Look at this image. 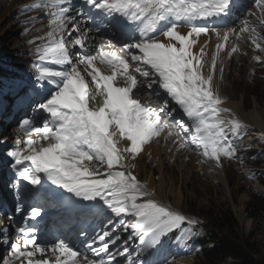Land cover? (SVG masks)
Segmentation results:
<instances>
[{
    "label": "snow or ice",
    "instance_id": "snow-or-ice-1",
    "mask_svg": "<svg viewBox=\"0 0 264 264\" xmlns=\"http://www.w3.org/2000/svg\"><path fill=\"white\" fill-rule=\"evenodd\" d=\"M74 7L72 0H35L28 9L48 20L46 35L28 43L39 62L36 81L51 87L36 106L42 125L20 121L24 139L7 152L37 203L26 211L18 194L24 225L11 238L0 229L9 249L0 264H170L165 245L190 239L198 221L158 201L135 161L161 139L177 152L195 151L200 163L222 167L237 158L247 125L226 106L220 84L225 62L248 55L245 45L264 64V0H252L239 24L232 22L238 0H82ZM83 16L91 29L82 27ZM88 31L111 38L90 43L96 37ZM137 94L158 100L159 109ZM45 182L105 218L90 238L79 233L84 250L63 238L41 242L28 223L42 218L52 193Z\"/></svg>",
    "mask_w": 264,
    "mask_h": 264
},
{
    "label": "rangeland",
    "instance_id": "rangeland-1",
    "mask_svg": "<svg viewBox=\"0 0 264 264\" xmlns=\"http://www.w3.org/2000/svg\"><path fill=\"white\" fill-rule=\"evenodd\" d=\"M18 1L0 0V70L6 71L4 76L7 78L12 77L9 74L16 73L9 68L26 71L25 63L30 61L27 54L30 33L24 31L28 25L24 26V21H20L22 19L17 16ZM23 57L27 59L23 60ZM239 58H243V61ZM8 63L10 67H5ZM3 84L8 86L4 78L0 77V91ZM220 89L221 94L228 98L227 105L240 103L249 118L256 107L264 109V64L256 63L252 69L247 56L234 55L225 64ZM243 122L249 130L246 136L255 139L250 147L258 153L242 163L222 161L223 166L217 167L220 176L212 171L214 165L200 167L195 164V160H199L196 158L197 153L186 156L178 154L173 158L161 153L160 162L155 163L144 156L143 159H137V170L134 171L141 182L151 180L150 190L155 192L158 201L194 218L201 228L216 224V219L223 213L231 212L238 223L239 237L248 240L261 259L264 257V194L258 193L256 187L264 186V140L260 139L256 128ZM5 136L1 135L0 140ZM160 187L164 190V196L158 192ZM173 193H180V202L174 201ZM188 259H192L193 264H209L203 257L196 255ZM218 264L235 263L230 258L221 257Z\"/></svg>",
    "mask_w": 264,
    "mask_h": 264
},
{
    "label": "trees",
    "instance_id": "trees-1",
    "mask_svg": "<svg viewBox=\"0 0 264 264\" xmlns=\"http://www.w3.org/2000/svg\"><path fill=\"white\" fill-rule=\"evenodd\" d=\"M237 228L238 223L229 211L216 219V224L205 226L201 257L209 264H218L221 257L230 258L235 264H264V257H257L254 246L239 237Z\"/></svg>",
    "mask_w": 264,
    "mask_h": 264
},
{
    "label": "bare ground",
    "instance_id": "bare-ground-1",
    "mask_svg": "<svg viewBox=\"0 0 264 264\" xmlns=\"http://www.w3.org/2000/svg\"><path fill=\"white\" fill-rule=\"evenodd\" d=\"M28 1H31V0H19L17 2V6H20V5H24L25 3H27ZM250 6V3H248L246 5V8H248ZM243 11H246V10H243ZM182 32H186L187 29H181ZM161 39L163 40V38L161 37ZM204 38L201 37V43L203 42ZM214 43V41H213ZM30 50V49H29ZM244 51H246L248 53V55H245L247 56V59L249 61V66L250 68H254L256 66V63L254 61L251 60V56L253 55V52H252V49L245 45L244 46ZM239 57V56H238ZM237 58V57H236ZM23 60H26L27 58L23 57L22 58ZM240 59V58H239ZM241 61H243V58L240 59ZM230 60H227L225 62V64L227 62H229ZM247 62V61H246ZM248 64V63H247ZM262 65V64H261ZM259 68V67H258ZM260 69V68H259ZM205 71H207V68L205 69ZM227 107L233 109V111L235 112L236 116L240 119V120H243L245 121L246 123L248 122L252 127L256 128L258 130V133L260 135V139H263L264 140V109H259L258 107H256V109H254V111L250 114V117L247 118V115L245 114L244 112V108L242 107V105L240 103H237V102H232V104H228L226 105ZM176 119H179L180 117L176 114L173 115ZM3 135H6V134H2ZM8 135H6L2 140L5 141L4 139L7 138ZM163 140V139H161ZM254 138L250 137V136H247V139L245 138L244 142H246L247 144H252V142H254ZM163 147V143L161 142L159 145H151L149 146L148 148H146L145 150V153L144 154H141L138 159H143V157L147 156V158L149 160H151L153 163H155L156 161L159 160V156L161 153H164L166 154L167 156H169L170 158H173L174 157V154H173V150L169 153V146L167 147H163V149L161 148ZM174 147V146H173ZM149 153H151V156H149ZM198 157V155H197ZM196 157V158H197ZM198 162L201 160L200 158H198ZM197 160V159H196ZM160 162V161H158ZM136 163V170H137V161L135 162ZM200 167L202 164H199ZM205 166V165H204ZM207 166V165H206ZM208 167V166H207ZM213 167V166H212ZM212 171H216V169L213 167L212 168ZM215 173H217L219 176H220V172L219 170H217ZM148 187L150 189H152V182L151 180L147 181L146 182ZM256 191L260 194H264V186H257L256 187ZM158 192L160 193L161 196H164V190L162 187H160L158 189ZM166 197V196H165ZM173 199L176 203L180 202V199H181V195L180 193H173ZM176 263L175 264H193L192 262V259H188V258H184L182 260H176L175 261Z\"/></svg>",
    "mask_w": 264,
    "mask_h": 264
},
{
    "label": "clouds",
    "instance_id": "clouds-1",
    "mask_svg": "<svg viewBox=\"0 0 264 264\" xmlns=\"http://www.w3.org/2000/svg\"><path fill=\"white\" fill-rule=\"evenodd\" d=\"M253 143V142H252ZM250 145L251 144H249V147H248V149H249V151H246V153H245V151H244V154L246 155V158H244L243 160V162H246V161H248L250 158H252V157H254L257 153H258V151L257 150H252V147H250ZM190 161V160H189ZM225 162V161H224ZM233 162V161H232ZM235 163H237V161H235ZM201 167H203V165H201ZM216 169V171H217V169L218 168H215ZM211 246V245H210ZM200 257H201V255H200Z\"/></svg>",
    "mask_w": 264,
    "mask_h": 264
}]
</instances>
